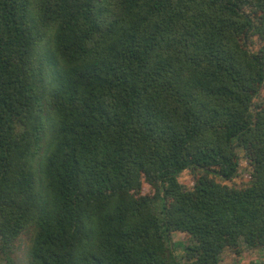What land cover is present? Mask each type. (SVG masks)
Returning a JSON list of instances; mask_svg holds the SVG:
<instances>
[{
	"label": "trees",
	"instance_id": "1",
	"mask_svg": "<svg viewBox=\"0 0 264 264\" xmlns=\"http://www.w3.org/2000/svg\"><path fill=\"white\" fill-rule=\"evenodd\" d=\"M263 88L264 0H0V264L264 250Z\"/></svg>",
	"mask_w": 264,
	"mask_h": 264
},
{
	"label": "rangeland",
	"instance_id": "2",
	"mask_svg": "<svg viewBox=\"0 0 264 264\" xmlns=\"http://www.w3.org/2000/svg\"><path fill=\"white\" fill-rule=\"evenodd\" d=\"M254 44H256V39L253 40ZM259 101H264V88L261 90V93L256 99ZM250 174L249 168L246 165V162L242 159L239 166V176L234 180V184L239 186H246L248 175ZM192 174L188 171L184 172L180 176V182L185 185V187L191 186ZM26 235H22L19 239V244L17 245L16 253L18 254V258L21 263H24L25 259L22 256L26 249ZM185 239V235L183 233L175 232L171 234V242L172 248L174 250V254L177 256V260H180V257L183 256V241ZM220 264H264V250L263 249H253L251 251H245L239 258H236L228 251H225L221 256Z\"/></svg>",
	"mask_w": 264,
	"mask_h": 264
}]
</instances>
